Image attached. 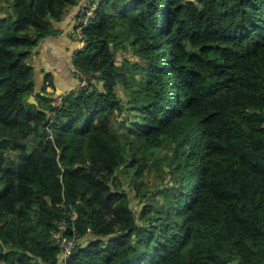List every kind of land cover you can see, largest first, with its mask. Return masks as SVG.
<instances>
[{"label": "trees", "instance_id": "trees-1", "mask_svg": "<svg viewBox=\"0 0 264 264\" xmlns=\"http://www.w3.org/2000/svg\"><path fill=\"white\" fill-rule=\"evenodd\" d=\"M79 2L0 0V264H59L72 212L68 264H264V0H102L93 90L26 103Z\"/></svg>", "mask_w": 264, "mask_h": 264}, {"label": "crops", "instance_id": "crops-1", "mask_svg": "<svg viewBox=\"0 0 264 264\" xmlns=\"http://www.w3.org/2000/svg\"><path fill=\"white\" fill-rule=\"evenodd\" d=\"M89 1L80 0L76 6L68 7L65 18L60 22L52 21L51 33L43 37L32 50L28 59V64L33 69L34 81L31 96L42 94L46 75L50 76L52 82L49 87L52 90L51 97L75 90L77 77L73 71V56L77 53L79 44L71 33L80 9Z\"/></svg>", "mask_w": 264, "mask_h": 264}, {"label": "built area", "instance_id": "built-area-1", "mask_svg": "<svg viewBox=\"0 0 264 264\" xmlns=\"http://www.w3.org/2000/svg\"><path fill=\"white\" fill-rule=\"evenodd\" d=\"M102 0H90L84 7H82L77 15L75 24L72 29V37L78 42L79 48L77 50L81 51L86 46V37L84 35V30L89 27L91 20L95 17V12ZM73 71L77 77V85L74 92L80 93L82 91H91L95 84V78L91 75L84 73L79 68L73 65ZM46 91L48 89V94H52V90L49 89L51 86L49 82H46ZM69 93H63L56 95L51 102L54 108H59L62 105L63 97ZM55 117L54 112L49 113V123L53 122ZM49 137H51V132L49 131ZM77 219V213L72 212L69 220L63 219L56 222V227L53 232L52 239L54 244L58 247L57 257L59 259V264H68L73 250L77 246L80 238L76 234V228L74 226V221ZM71 222V224L69 223ZM88 233L91 230L88 229Z\"/></svg>", "mask_w": 264, "mask_h": 264}, {"label": "rangeland", "instance_id": "rangeland-1", "mask_svg": "<svg viewBox=\"0 0 264 264\" xmlns=\"http://www.w3.org/2000/svg\"><path fill=\"white\" fill-rule=\"evenodd\" d=\"M33 140H34V136L30 138V141H33ZM168 144H170V143H168ZM165 147H166V146H165ZM157 152H161V153H163V152H165V149H164V150H163V149H160V150H158ZM125 180H127V179L125 178ZM124 187L127 188L125 182H124ZM161 199H162V197H159V196H158V200H161ZM131 206H133V207L135 208V211H136L137 213L140 211L141 206L136 205V202H135L134 200H132V199H131Z\"/></svg>", "mask_w": 264, "mask_h": 264}, {"label": "water", "instance_id": "water-1", "mask_svg": "<svg viewBox=\"0 0 264 264\" xmlns=\"http://www.w3.org/2000/svg\"><path fill=\"white\" fill-rule=\"evenodd\" d=\"M26 103L35 104L37 107H39L38 103L36 102L34 96H30L29 99L26 101Z\"/></svg>", "mask_w": 264, "mask_h": 264}]
</instances>
